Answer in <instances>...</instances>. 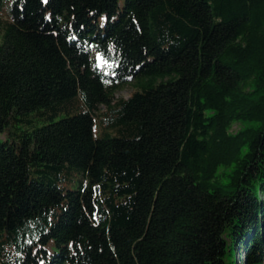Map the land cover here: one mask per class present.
Here are the masks:
<instances>
[{
  "label": "trees",
  "instance_id": "1",
  "mask_svg": "<svg viewBox=\"0 0 264 264\" xmlns=\"http://www.w3.org/2000/svg\"><path fill=\"white\" fill-rule=\"evenodd\" d=\"M0 33V264H264V0H0Z\"/></svg>",
  "mask_w": 264,
  "mask_h": 264
},
{
  "label": "rangeland",
  "instance_id": "2",
  "mask_svg": "<svg viewBox=\"0 0 264 264\" xmlns=\"http://www.w3.org/2000/svg\"><path fill=\"white\" fill-rule=\"evenodd\" d=\"M0 35H1V33H0ZM132 89L133 88H132L131 84H126L124 87H122L120 90H118L116 92V97H125V98H127L129 96L130 92L132 91ZM104 108L105 107L103 105H100V107H99L100 110H103ZM242 126H243V124L241 122H235L232 125V130L233 131H237ZM236 259H237L238 264H241L242 256L241 257L237 256Z\"/></svg>",
  "mask_w": 264,
  "mask_h": 264
}]
</instances>
